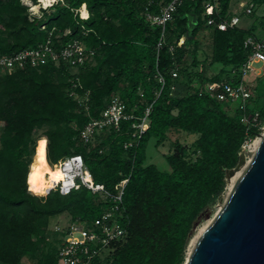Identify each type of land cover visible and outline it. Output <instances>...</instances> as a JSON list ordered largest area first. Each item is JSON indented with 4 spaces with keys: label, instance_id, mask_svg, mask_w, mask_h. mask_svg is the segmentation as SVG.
I'll list each match as a JSON object with an SVG mask.
<instances>
[{
    "label": "trees",
    "instance_id": "trees-1",
    "mask_svg": "<svg viewBox=\"0 0 264 264\" xmlns=\"http://www.w3.org/2000/svg\"><path fill=\"white\" fill-rule=\"evenodd\" d=\"M168 1L58 0L30 20L22 0H0V53L36 47L49 32L59 35V44L76 37L94 51L93 59L74 75L68 66L52 63L0 74V264H23L25 256L35 264H57V234L46 240L50 220L67 213L71 220L89 222L107 205L83 186L68 194L49 189L36 195L30 186L31 193L27 190L39 162L53 169L51 165L71 154H80L93 181L109 191L129 176L123 194L126 236L90 264H183L198 217L224 191L226 170L238 164L245 131L238 103L217 102L199 91L239 68L247 55L243 40L258 35L256 28L219 30L207 25V0H182L161 36V27L151 24L146 13L158 12ZM232 1L218 0L220 11L212 16L216 22L229 14ZM248 1L255 17L264 0ZM82 5L86 19L75 13ZM259 28L264 33V20ZM66 29L70 33L63 35ZM183 36L184 43L178 45ZM199 36H209L212 45L202 60ZM209 65L219 67L211 76L206 75ZM259 80L250 110L263 119L264 74ZM73 82L76 96L70 95ZM176 82L187 92L171 93ZM112 94L137 116L152 105L149 127L137 146L123 147L131 121L94 143L79 137ZM172 129L195 139L175 142L165 156L169 171L145 164L151 142L162 144ZM38 131L44 137L36 140ZM32 154L39 159L29 166Z\"/></svg>",
    "mask_w": 264,
    "mask_h": 264
},
{
    "label": "built area",
    "instance_id": "built-area-1",
    "mask_svg": "<svg viewBox=\"0 0 264 264\" xmlns=\"http://www.w3.org/2000/svg\"><path fill=\"white\" fill-rule=\"evenodd\" d=\"M58 0L48 2L43 7L39 1L34 5L26 0L22 2L28 6V17L30 20L41 16V10L55 4ZM182 0H170L164 3L156 13L147 12L146 17L151 24L161 27L163 31L165 24L172 19L173 13L180 5ZM239 6L245 14L250 15L254 8L252 2L239 1ZM40 10V14L38 11ZM83 11L85 15H83ZM218 0H207L205 3V14L207 25H215L219 30L236 27L239 17L230 13L218 22L215 21L214 14L219 13ZM81 19L88 17L85 6L75 10ZM45 26L42 25L41 29ZM70 33L69 29L62 33ZM158 47L161 46L159 41ZM243 47L247 51L246 58L239 68L229 71L227 77L218 82H209L200 89L199 94H204L217 102L228 104L238 103L242 113L240 122L245 127L244 138L240 148L248 147L253 137L259 138L264 133V118L259 117L256 110H250L252 97L255 93V86L251 80L260 78L264 74V33L260 36L248 35L243 40ZM171 49V47H170ZM94 51L86 48L79 38L59 44V35L53 36L51 32L45 41L36 47L24 48L15 53H0V74L10 73L26 67L36 68L49 63L59 66L66 65L74 75L77 70L84 66L86 62L93 59ZM173 76L176 73H172ZM77 79V78H76ZM163 84V78L158 77ZM77 83H72L70 95L75 94L74 88ZM175 86L171 87V93ZM264 97V90H263ZM152 105H147L141 115H136L133 110L127 111L125 102L118 96L112 94L99 116L91 118L79 132V137L84 143H94L98 136H107L111 131L119 132L122 130V122L131 121L130 131H127L130 138L123 142L124 149H129L138 145L142 134L149 127V115ZM254 149V146H253ZM254 151V150H253ZM61 173L60 180L53 187H45L43 195L49 189H58L61 194H68L74 189L83 186L93 194H97L107 205L101 207V212L91 221H86L77 217L69 220L63 225H57L53 231L57 234V264H90L96 257L102 255L112 244L122 240L126 236V229L123 225L125 218V208L123 206L124 188L129 176L119 180L114 185V191L107 190L103 184L95 183L83 158L80 154L66 155L56 164ZM27 190L28 184H27ZM31 193V191H29ZM33 194V193H32ZM46 240H50L49 236Z\"/></svg>",
    "mask_w": 264,
    "mask_h": 264
},
{
    "label": "water",
    "instance_id": "water-1",
    "mask_svg": "<svg viewBox=\"0 0 264 264\" xmlns=\"http://www.w3.org/2000/svg\"><path fill=\"white\" fill-rule=\"evenodd\" d=\"M183 264H264V133Z\"/></svg>",
    "mask_w": 264,
    "mask_h": 264
},
{
    "label": "rangeland",
    "instance_id": "rangeland-1",
    "mask_svg": "<svg viewBox=\"0 0 264 264\" xmlns=\"http://www.w3.org/2000/svg\"><path fill=\"white\" fill-rule=\"evenodd\" d=\"M38 1L42 2V0H37L36 2H38ZM239 1L246 2L248 0H238V1L233 0L231 3L230 10H229V12L231 14L234 13L239 17V22H238L237 26L242 28V29L256 28V34L258 36L262 35L263 31L261 28H259V24H261L264 20V6H261L256 10V12H255L256 18H255L252 15H248V14L244 13V10L239 6ZM26 2L32 3L29 0H26ZM32 4H34V3H32ZM49 8H50V6L44 8V11L48 12ZM35 9H37V4H36ZM38 14H40V10L38 11ZM185 38H186V36L181 37L179 39V41L177 42V44L182 45L184 43ZM199 39H200V43H199V50H198V58L200 60H202L206 56L207 57L209 56V54L211 53V50H212V45H211V39L209 36H207V37L199 36ZM187 48L189 51H191L192 45H189ZM188 61H189V58H188ZM208 61H209V59H208ZM215 66L216 67L209 65L206 68V75L211 76V75L215 74L219 68L218 65H215ZM227 68H229V67H227ZM251 82H252V85L255 86V89H258L261 85V81L259 80V78L252 79ZM198 83H199L198 81H195L194 85L198 87L199 86ZM174 86H175V89L173 90V94H175V95H183L185 92H187V89L185 88V86H183L179 83H177ZM262 125L264 126V122L262 123ZM40 137H44V136H41V132L38 131L35 135V138L37 140ZM194 139H195V135L187 134V133L182 132V131H176L174 129L170 130L167 133V137L163 141L162 144L155 146L151 142V144L148 146L147 151H146L145 164L152 163V164H155L161 170L169 171L170 168H169V165L165 159V156L172 151V149L174 148L175 142L178 141L180 143L190 144ZM255 140H257V139H255L253 137L251 143L248 144V147L245 146L243 149L242 148L239 149V152H238L239 163L236 165V167L226 170V174H225L226 175L225 176L226 185H225L224 191L221 193L220 197L216 199L214 204L211 207L206 208L198 217L197 223H196L195 228H194L193 235L190 238L188 245H187V248H186V254H185L184 262H185V259L187 257V254H188L190 248L192 247L191 246L192 240L195 238V236H197V234H199V232L204 227V225L206 223H208L210 221V219L214 216L215 212L217 211V209L219 208V206L223 202L224 198L228 194V192L230 190V186H231L230 185L231 184L230 183L231 177L234 176L237 172L241 173L242 169L245 167L246 163L248 162L251 155L253 154V150L255 149V145H254ZM253 146H254V149H253ZM33 155L34 154L31 155V162H30L29 166H31L32 162L39 159L38 157H33ZM51 166H53V165H51ZM36 195H43V194L40 193V194H36ZM69 220H70V216L67 213H62V214L58 215L57 217L51 219L49 226L47 228V235L46 236H49L50 239H55L56 237H55V233L53 231L54 227L57 225H63L65 223H67ZM54 242H55V240H54ZM22 263L23 264H35V260L25 256L22 258Z\"/></svg>",
    "mask_w": 264,
    "mask_h": 264
},
{
    "label": "bare ground",
    "instance_id": "bare-ground-1",
    "mask_svg": "<svg viewBox=\"0 0 264 264\" xmlns=\"http://www.w3.org/2000/svg\"><path fill=\"white\" fill-rule=\"evenodd\" d=\"M53 1V0H42V2L40 1L39 3L45 7L47 6L48 2ZM34 8L36 7V4L34 3ZM38 7V6H37ZM83 15H85V12L83 11ZM257 140H255L254 145L256 147L259 139L256 138ZM35 151V149H34ZM240 172H237L234 176L231 177L230 179V189L233 186L235 180L237 179V177L239 176ZM61 178V173L59 171V168L57 166H55V168L51 169L47 164L43 163V162H39L36 167L34 168V170L32 171V174L30 176V180H29V185L30 188L35 191L37 194H40L44 192L45 187H53ZM207 224V223H206ZM205 224V225H206ZM204 225V227H205ZM203 227V228H204ZM202 228V229H203ZM201 229V231H202ZM200 231V232H201ZM199 232V233H200ZM199 234H197L198 236ZM197 236H195V238L192 240L191 242V246L193 245V243L195 242Z\"/></svg>",
    "mask_w": 264,
    "mask_h": 264
},
{
    "label": "clouds",
    "instance_id": "clouds-1",
    "mask_svg": "<svg viewBox=\"0 0 264 264\" xmlns=\"http://www.w3.org/2000/svg\"><path fill=\"white\" fill-rule=\"evenodd\" d=\"M84 18L86 19L87 17L85 16Z\"/></svg>",
    "mask_w": 264,
    "mask_h": 264
}]
</instances>
